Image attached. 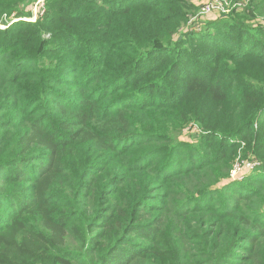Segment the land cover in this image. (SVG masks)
<instances>
[{"label":"trees","instance_id":"trees-1","mask_svg":"<svg viewBox=\"0 0 264 264\" xmlns=\"http://www.w3.org/2000/svg\"><path fill=\"white\" fill-rule=\"evenodd\" d=\"M33 1L0 0V264H264V0L200 34L195 0Z\"/></svg>","mask_w":264,"mask_h":264},{"label":"rangeland","instance_id":"rangeland-1","mask_svg":"<svg viewBox=\"0 0 264 264\" xmlns=\"http://www.w3.org/2000/svg\"><path fill=\"white\" fill-rule=\"evenodd\" d=\"M209 0H195L193 1L194 6L196 7L197 11H195V14H191L190 15V19H189V23L186 26L185 32L187 33H194V34H200L203 31L207 30L206 24L209 21H213L215 19V17L218 16H213L211 18H206L203 17L199 14L200 9L202 6H204ZM236 0H232L231 2V8L234 6ZM26 11L30 14H32L28 20L26 21H30V22H36L37 19L39 17H42L45 14V0H35L32 3L25 5L24 6ZM236 11L237 13H244V12H238L236 9L231 10L229 13H227L226 15H229L230 13ZM245 16L249 15L247 13L244 14ZM249 25L253 28V29H264V17H260V16H254L251 17V19L248 21ZM200 131L197 128L196 125H190L189 127H187L184 131H182L181 135H180V141L185 142V143H189V145H193V146H202L203 144L199 141L198 139V135H199ZM203 151V149H202ZM243 155V154H242ZM244 158H241L240 156L236 158V160L234 161L233 165L237 167L238 164L240 163H247L251 165H256L254 167V171H251L249 173H247V176L244 177L243 180H240L237 176L235 178H230L229 181H227L225 184L219 186L217 189V194H218V199H220L222 197V193H223V187H226L228 185H230V183H242V184H246V178L251 177L253 175H255V171H258L259 168H261V161L257 158V156L255 155L254 150H250L249 153H247L245 156L243 155ZM220 192V193H219Z\"/></svg>","mask_w":264,"mask_h":264},{"label":"built area","instance_id":"built-area-1","mask_svg":"<svg viewBox=\"0 0 264 264\" xmlns=\"http://www.w3.org/2000/svg\"><path fill=\"white\" fill-rule=\"evenodd\" d=\"M232 0H209L204 6L201 7L199 14L206 18H211L213 16H221L229 13L231 10L236 9L238 12L248 13L251 10L249 0H236L234 6L231 8ZM256 165H251L247 163H240L234 166L231 177L236 176L243 180L247 176V173L254 171Z\"/></svg>","mask_w":264,"mask_h":264},{"label":"water","instance_id":"water-1","mask_svg":"<svg viewBox=\"0 0 264 264\" xmlns=\"http://www.w3.org/2000/svg\"><path fill=\"white\" fill-rule=\"evenodd\" d=\"M1 28H3V29H4V27H1Z\"/></svg>","mask_w":264,"mask_h":264}]
</instances>
